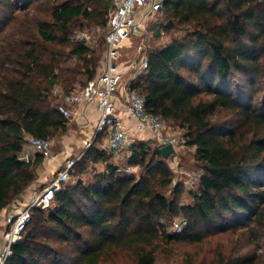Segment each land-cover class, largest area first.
<instances>
[{
	"label": "trees",
	"instance_id": "trees-1",
	"mask_svg": "<svg viewBox=\"0 0 264 264\" xmlns=\"http://www.w3.org/2000/svg\"><path fill=\"white\" fill-rule=\"evenodd\" d=\"M111 7L112 0H0V211L44 162L40 153L20 158L27 136L68 129L53 87L71 91L101 70L98 50L73 40L75 27L107 28ZM162 13L185 34L148 52L149 71L132 88L195 147L203 172L191 202L182 203V184L172 198L163 193L173 171L155 142L130 147L127 165L141 167L138 177L118 172L113 155L92 146L73 167L79 180L52 207L33 210L9 264H121L122 253L128 264H157L164 244L225 234L247 244L221 245L210 261L192 256L186 264H264V0H164ZM71 57L78 62L69 65ZM99 162L106 169L85 183L80 175ZM179 215L186 229L166 232L162 220Z\"/></svg>",
	"mask_w": 264,
	"mask_h": 264
},
{
	"label": "built area",
	"instance_id": "built-area-1",
	"mask_svg": "<svg viewBox=\"0 0 264 264\" xmlns=\"http://www.w3.org/2000/svg\"><path fill=\"white\" fill-rule=\"evenodd\" d=\"M163 1L112 0L105 35V53L99 73L85 85L71 91H66L61 84H56L52 89L56 99V109L69 120H73L79 114L81 106L97 104L101 115L94 141L102 136L105 141L103 149L117 160L126 159V163L131 155L129 150L133 142L126 128L125 117L134 122V131L150 134L153 142L160 148L172 144L175 152L169 159L177 162L179 153L188 148L181 134V128L168 123L160 115L147 111L145 96L132 88V83L149 71L147 50L140 45L135 57L130 58L126 63L123 60V48L128 42L131 43L134 37L142 35L148 23L162 13ZM72 38L86 43L90 36L80 32L74 33ZM125 64L128 70H125ZM25 143V147L33 149L36 153L46 158L51 157L53 146L51 138L28 135ZM92 144L93 140H89L86 150ZM125 150H128L126 156H124ZM85 151L74 155L69 148H66L62 169L52 175L38 194L34 195L25 206L5 208L0 211V264H9L14 257V245L23 239L32 222L33 210L48 209L53 206L56 194L71 182L73 167L83 157ZM117 166L118 172L125 173H131L135 168L127 164L120 167L119 163ZM162 222L166 224L163 220ZM168 226L169 233H181L188 226V220L185 217H177Z\"/></svg>",
	"mask_w": 264,
	"mask_h": 264
},
{
	"label": "rangeland",
	"instance_id": "rangeland-1",
	"mask_svg": "<svg viewBox=\"0 0 264 264\" xmlns=\"http://www.w3.org/2000/svg\"><path fill=\"white\" fill-rule=\"evenodd\" d=\"M167 15L164 13H160L156 15L152 21H150L146 27V29L142 32V35L134 37L132 42L123 48V59L129 60L132 57L137 55L139 50V46L142 45L147 52L151 51L155 48H160L162 46L167 45L175 38H182L185 34L184 31L179 30L177 28H169V30H163L162 24H167L169 21L173 22L172 20H167ZM81 21L78 22L77 26L75 27L74 33L85 32L87 35L90 36V39L86 42V44L91 48H96L98 52L101 54V61L104 58L105 50L102 52L101 49L105 47V35L107 32V28H101L99 26H91V25H84L80 26ZM174 23V22H173ZM174 27V26H173ZM69 50V47L67 48ZM78 60L76 57H71L68 61L69 65H74ZM101 67V64H100ZM86 80V78H85ZM86 82V81H85ZM84 82V83H85ZM84 83L77 82L75 84L76 87L83 86ZM53 94V93H52ZM54 96V95H53ZM259 98L263 99V93L258 95ZM56 102V101H55ZM74 120H70L68 124V129L58 134L57 136L51 138L53 142L52 146V154L50 158L44 157V162L38 167L37 169V179L26 189V191L17 197L9 206L6 208L13 209L15 207L25 206L31 198L38 194L42 188L46 185L48 180L52 177L53 174L58 173L62 167L65 158L64 151L69 146V137L73 133H80V127L74 123ZM184 133L182 129H180ZM96 134V131H95ZM94 136L90 139L93 140L92 146H98L102 148L105 146V141L103 140L102 136H99V140L96 139L94 141ZM150 145H153V141H148ZM26 144V143H25ZM24 150L20 154V157L25 161H34L36 159L37 154L33 149L25 147ZM90 146V147H92ZM89 147V148H90ZM194 149L195 147L188 146L185 151H181L179 153L177 162L174 159L168 158L169 166L173 171V183L172 185L163 191V193L169 197H173L174 187L177 184H182L183 186V195H182V203H189L191 202L190 192L195 191L198 189L199 180L202 175V168L198 166L195 157H194ZM72 152V150L69 148ZM86 150V147L84 151ZM81 152V151H80ZM78 152V153H80ZM74 155L75 153L72 152ZM61 154L62 161L61 163L56 157ZM50 161V163H49ZM126 166V161L120 162V167ZM106 163L99 162L97 164H90L88 168L82 173V178L85 183H89L93 181L96 174L103 172L105 170ZM135 168L131 171V173L122 172V174H134L137 177L142 173V169L139 166H134ZM79 176L73 175L71 173V182H76L79 180ZM35 191V192H34ZM177 217H183V215L179 216H170L163 220L166 222L167 225L164 226V230L169 232V224L170 222ZM164 224V223H163ZM247 244L246 239L239 240V236L237 234H225V235H216V237L211 238L203 242L202 244H187L184 242H177V243H168L162 245L161 249L157 251V264H186L189 258L192 256L194 258H206L207 261H210L213 256L214 252L222 245L226 247L235 246V245H244ZM250 250L249 247H245V251L248 252ZM261 253L262 250H259ZM131 261V257L128 253H122L120 263L121 264H128Z\"/></svg>",
	"mask_w": 264,
	"mask_h": 264
},
{
	"label": "crops",
	"instance_id": "crops-1",
	"mask_svg": "<svg viewBox=\"0 0 264 264\" xmlns=\"http://www.w3.org/2000/svg\"><path fill=\"white\" fill-rule=\"evenodd\" d=\"M129 44L130 42L127 43V46ZM125 63H126V60H125ZM125 70H128V67L126 66V64H125ZM100 115H101V110L99 106L95 103L83 105L80 107L79 114L73 119L75 121L74 123H76L80 127V133L79 132L73 133L71 137H69V140H68L69 142L68 148H70L72 152L75 153V155H78L79 154L78 152L80 151L83 152L86 147L87 142L94 136ZM125 123H126L127 130L131 134L133 143H135L136 141H142V142L153 141L150 134L139 133V132L134 131L133 130L134 122H131L126 117H125ZM101 149H103V147ZM127 152L128 150H125L124 156L128 154ZM62 157L63 156L59 154L56 157V159L59 160V162L61 163ZM125 160L126 159L117 160L116 158H113L112 162L118 165V163L120 164V162H123Z\"/></svg>",
	"mask_w": 264,
	"mask_h": 264
},
{
	"label": "water",
	"instance_id": "water-1",
	"mask_svg": "<svg viewBox=\"0 0 264 264\" xmlns=\"http://www.w3.org/2000/svg\"><path fill=\"white\" fill-rule=\"evenodd\" d=\"M173 26H174L173 22L169 21L167 23V27L171 28ZM160 152L165 159H168L171 156V154L175 152V148L173 147L172 144H168V145L161 147Z\"/></svg>",
	"mask_w": 264,
	"mask_h": 264
}]
</instances>
